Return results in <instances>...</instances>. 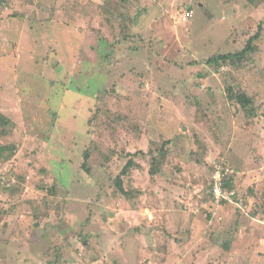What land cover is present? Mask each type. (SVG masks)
<instances>
[{"label": "rangeland", "instance_id": "rangeland-1", "mask_svg": "<svg viewBox=\"0 0 264 264\" xmlns=\"http://www.w3.org/2000/svg\"><path fill=\"white\" fill-rule=\"evenodd\" d=\"M262 22L264 0H0V264H264V30L249 70L206 65ZM220 163L241 209L212 198Z\"/></svg>", "mask_w": 264, "mask_h": 264}, {"label": "trees", "instance_id": "trees-1", "mask_svg": "<svg viewBox=\"0 0 264 264\" xmlns=\"http://www.w3.org/2000/svg\"><path fill=\"white\" fill-rule=\"evenodd\" d=\"M263 30H264V22L259 24L256 34L254 36H251V38L247 40L244 49L236 52L235 50L237 49L234 48V51L229 54H216L215 56L211 57L208 61H206V65L208 64L210 67L213 68L214 70L213 73H219L220 69L223 68L224 66L226 67L231 66L237 71V73L238 71L249 70V64H250L249 59L253 54L257 52V47L255 44L261 39ZM223 87L227 94L228 101L239 104L241 108L243 109L247 120L250 123H253L254 128H257L258 127L257 117L260 114V110L256 107V103H255L257 101L256 96L251 95L249 92L247 93L246 91L240 88H238L237 90V88H234V86L230 84L229 81H223ZM207 92L213 97L216 95L215 92L210 88L207 89ZM97 111L99 112L98 113V116H99L101 113L100 107H97ZM92 112L94 111L92 110ZM0 116L3 122L2 127L5 128L6 125L9 124L8 123L9 121H7L3 115H0ZM96 118L97 116L94 115V117L93 118L91 117L89 120V126H90L89 132L90 133H92L94 130ZM195 143L198 144V139L195 140ZM171 144H172L171 141L163 142L161 146L162 149L159 151V154L158 155L152 154L153 156L151 157V160H150V164H151L150 175L152 176L160 175L162 168L164 167V165L168 163V160L171 156V148H172ZM6 149H9V148H6ZM196 152L197 151L195 152L192 151L190 153L191 154L190 157H199L196 154ZM137 154H140V153L130 155L131 157L130 160L125 165L121 174L117 177L115 181L118 191L123 196L129 199H131L129 192L126 191L125 188L123 187V177L128 176L133 168H136V167L140 168L139 164H137L135 160V157L137 156ZM11 155L12 154L10 153V156ZM93 155L94 154L92 153L90 147L88 148L85 147L82 153V157H83L82 169L86 171L87 174H90L89 164L91 162ZM140 155H143V153H141ZM200 162H201V159H197V164ZM214 171L215 169L213 167V172ZM230 171H231L230 174L225 177L224 182H223L224 188L229 191L234 190L237 187V180H236L237 178H235L236 174L234 173L232 169H230ZM209 185H210V191H211L212 198H213L212 183L210 182ZM15 186H18V184L16 185V183H14L12 184V186L6 189H9L10 191H14L16 189Z\"/></svg>", "mask_w": 264, "mask_h": 264}, {"label": "built area", "instance_id": "built-area-1", "mask_svg": "<svg viewBox=\"0 0 264 264\" xmlns=\"http://www.w3.org/2000/svg\"><path fill=\"white\" fill-rule=\"evenodd\" d=\"M218 164L215 165V171L212 175L211 181L214 201L218 204L232 203L234 206L236 205L237 208L241 209L240 207H238L241 200L238 197L237 193H235L234 190H226L223 186L225 177L228 176L231 172L230 168H228L224 163H220V166ZM3 181L5 182V180Z\"/></svg>", "mask_w": 264, "mask_h": 264}]
</instances>
